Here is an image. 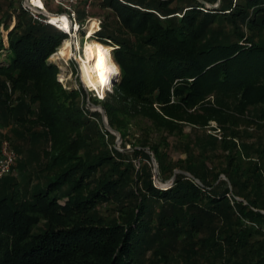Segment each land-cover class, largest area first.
<instances>
[{"label":"trees","instance_id":"16d2710c","mask_svg":"<svg viewBox=\"0 0 264 264\" xmlns=\"http://www.w3.org/2000/svg\"><path fill=\"white\" fill-rule=\"evenodd\" d=\"M82 1L73 8L79 28ZM182 1L100 0L114 21L91 38L112 46L119 68L101 105L123 142L135 117L168 134L186 123L215 121L226 133L238 117L264 119V0H219L216 8ZM5 29L0 132L15 143L7 139L19 155L14 169L38 160L30 166L38 180L26 174L31 188L20 194L10 175L0 178L8 181L0 188V264H264V147L248 152L246 143L207 134L173 162L150 145L159 180L174 174L158 186L148 141L110 148L100 113L77 104L84 89L58 81L48 57L66 34L21 7ZM158 143L169 144L166 136ZM220 143L224 164L210 167Z\"/></svg>","mask_w":264,"mask_h":264},{"label":"rangeland","instance_id":"374dc122","mask_svg":"<svg viewBox=\"0 0 264 264\" xmlns=\"http://www.w3.org/2000/svg\"><path fill=\"white\" fill-rule=\"evenodd\" d=\"M47 1L49 7L48 8L45 7V9L50 15H52L51 13H55V14L63 13L62 15L64 14L66 15L67 12L70 11L68 9L69 7L70 9H73L75 7L80 8V6L83 5L82 0H47ZM184 2L187 3L188 1L183 0L181 3H177V4L182 5V3L185 4ZM10 3H12V5H10ZM203 3L206 5L210 4L205 1ZM0 4H2V8L0 9V21H1L0 37L2 41L6 43L7 31L5 29V24L7 23L9 27H12L15 24L16 13L19 10V7H21L27 13V16L31 17L32 19H34L32 14H35V10L31 7L30 0H0ZM86 10L87 11H85V15H84L85 18L82 21V26L78 28L76 32L70 33L63 30V32L66 34V37L61 40L60 44L55 48V51L50 54V56L48 57V61L57 66L58 68L57 79L63 88L79 89L82 87L84 89V91L81 90L82 92L80 96L77 98V104L80 107H83L84 109H89L90 111H97L100 113L104 127L114 136L113 139H111L107 135L104 136V141L109 144L110 148L115 147L121 152H124L121 146L125 144L126 150L131 151L132 150L131 146L133 144H138L139 140L141 141L146 139L148 141L149 144L144 148L145 151L150 156V160H151L150 166L154 174L153 175L154 181L158 186L164 187L168 185L169 183L167 182L171 178L167 180V182H162L159 180L157 173L155 174V170L157 172V163L155 162L153 153L150 150V145H157L160 150L167 153L168 155L167 157L169 158V160L173 162H176L179 159H184L186 157V153L184 152L185 150L184 148L186 144L192 142L198 136L205 137L207 134H212L219 141H222V139L224 138L227 139L228 141L233 140L236 143V146L238 147L239 144L246 143L249 146L248 152H252V150L257 146L264 147V119L258 120L256 118L255 122H253L254 120L253 121L248 119L242 120V118L239 117L234 121V123L230 124V129L226 133H223V131L217 126V123L215 121H210L209 124L204 127H199L188 123L183 124L182 132L173 133V134H168L164 130L161 131L157 128H154L153 126H151L150 122H148L147 120L141 117H135V118H131L130 120H127L126 121L127 124L123 126L124 133L126 134L125 135L126 141L123 142L119 132L113 129L108 124L105 111L101 105L102 101H104L107 95L113 92V86L114 83L117 82L119 79V73L113 78L111 82L112 85L110 84V86H101L99 89H97L96 87L95 88L89 87L87 85L85 79L83 78L84 75L82 72V66L79 63V56H80L79 48H81V46L84 43V36H87L86 35L87 33L86 32L84 33V30L88 25V21L90 19H93L91 22H93L97 26V30H98L100 29V26L103 21L106 20L112 22L114 21V18L111 16L109 10L100 4V0H92L91 4ZM55 16H60V15H55ZM66 40H69L72 47L71 55L68 58H64L60 54L58 55L60 50L63 48V44ZM97 44L101 45L100 43ZM111 50H112V46H111ZM111 50H109L111 60L117 66V64L114 62L112 58L110 52ZM4 55H5L4 52L0 53V60L4 58ZM102 112H104V114H102ZM107 126H109V128ZM165 136H166V141L169 143L168 146L158 143L159 138ZM3 138L9 139L13 144L12 146L15 148V143L11 138L9 132L5 128L2 129V131L0 132V140H2ZM40 146L48 148V144H44ZM226 153L227 151L222 148V144L220 143L219 147H217V149L213 153L208 154L209 159L206 160V163L210 167L220 168V166L224 164V155ZM131 158H133V156ZM37 161H35L34 163H36ZM133 162L135 165V169L139 170L140 162H143V159L142 157H137L136 159L134 158ZM34 163L32 164L29 163L30 165L26 164V166L24 167L17 166L12 172V174H10V177H8L9 181L12 179L11 181L15 182L13 187L16 188L17 191L20 192V194L24 193L25 187L27 189L31 188L30 185L26 184L27 177L25 175L32 172L31 171L32 168L30 166L33 165ZM261 168L263 169L264 172V160H261ZM176 170L178 169H175L174 171ZM51 173L52 172H47V174H51ZM30 175L32 176V183H36L38 180L36 174L32 172L30 173ZM172 176H174V174ZM221 177L224 178L223 175ZM40 181H42V179ZM7 184L8 181L4 182L3 180H0V188H2L3 186H7Z\"/></svg>","mask_w":264,"mask_h":264},{"label":"bare ground","instance_id":"6f19581e","mask_svg":"<svg viewBox=\"0 0 264 264\" xmlns=\"http://www.w3.org/2000/svg\"><path fill=\"white\" fill-rule=\"evenodd\" d=\"M30 3L31 6L37 10H46L42 0H30ZM48 18L51 23H55L59 28L69 31L70 33L76 32L79 28L77 23L72 27L69 18L65 14L54 17L48 13ZM92 20L93 19H90L88 21V25L85 29L87 36H84V43L81 48H79V63L82 66L83 78L87 85L99 89L101 86H110L113 78L119 73V68L111 60L109 54L111 48L107 46L103 47L104 45L101 43L100 44L103 46H100L91 38L92 34L97 30V26L91 22ZM71 52V43L69 40H66L58 55L60 54L62 57L68 58Z\"/></svg>","mask_w":264,"mask_h":264},{"label":"built area","instance_id":"2783aa9c","mask_svg":"<svg viewBox=\"0 0 264 264\" xmlns=\"http://www.w3.org/2000/svg\"><path fill=\"white\" fill-rule=\"evenodd\" d=\"M91 2L92 0H85L84 6H83L85 11H87L86 9H88ZM32 8L35 10V14H32L35 20L51 24L52 26H55L62 31L64 30V29L59 28L55 23L50 22L48 18V12L46 10L42 11V10H37L34 7ZM68 9L70 11L67 12L66 15L69 18L70 24L72 25V27H74V24L76 23L75 12L73 9H70V7ZM66 32H69V31H66ZM17 157H18L17 153L11 146L10 142L6 138H3L0 141V178L12 174V172L14 171V165H15Z\"/></svg>","mask_w":264,"mask_h":264},{"label":"water","instance_id":"95a60500","mask_svg":"<svg viewBox=\"0 0 264 264\" xmlns=\"http://www.w3.org/2000/svg\"><path fill=\"white\" fill-rule=\"evenodd\" d=\"M201 2H204V1L201 0ZM218 5H219V0H216V2H215L214 4H208L207 6H208V7H211V8H216ZM43 13H45V12H43ZM84 32H85V30H84ZM102 114H104V112H102ZM107 127L109 128V126H107ZM176 172H180V170H176V171H174V173H176ZM181 172H183V171H181ZM156 173H157V172H156V170H155V174H156ZM183 173H185L186 175H188V176L191 177V175H190L189 173H187V172H183ZM173 178H174V176H172L171 179H170L167 183L171 182V181L173 180Z\"/></svg>","mask_w":264,"mask_h":264}]
</instances>
